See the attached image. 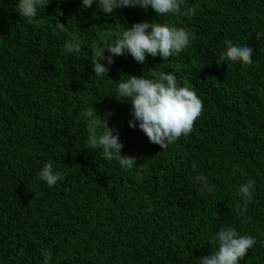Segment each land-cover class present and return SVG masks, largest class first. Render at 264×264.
Instances as JSON below:
<instances>
[{
  "label": "trees",
  "instance_id": "16d2710c",
  "mask_svg": "<svg viewBox=\"0 0 264 264\" xmlns=\"http://www.w3.org/2000/svg\"><path fill=\"white\" fill-rule=\"evenodd\" d=\"M18 2L0 0V264H43L46 251L50 264H198L221 227L256 239L239 264H264V0H185L195 15L158 17L52 0L32 21ZM151 20L195 39L166 61L125 53L97 77L91 45ZM74 36L78 54L64 49ZM228 40L254 48L251 66L217 63ZM150 70L174 74L204 104L192 133L165 150L129 127L131 105L115 98L120 78ZM92 106L119 131L121 155L138 158L131 170L89 148L82 113ZM48 162L64 174L52 188L38 179ZM201 173L214 191L200 190ZM248 181L253 199L240 214Z\"/></svg>",
  "mask_w": 264,
  "mask_h": 264
},
{
  "label": "clouds",
  "instance_id": "9594fccd",
  "mask_svg": "<svg viewBox=\"0 0 264 264\" xmlns=\"http://www.w3.org/2000/svg\"><path fill=\"white\" fill-rule=\"evenodd\" d=\"M52 0H19L17 11L21 17L29 21L34 20L38 10L49 5ZM60 2V0H58ZM185 0H81V8L87 10L95 5L105 15H112L118 8L139 7L145 11L149 7L156 16L195 15L193 8L182 11ZM59 30L64 29V24L58 23ZM107 44L94 42L92 47L91 62L97 77H108L110 66L115 63V57L128 53L132 58L143 64L146 56L161 57L163 61L174 55H179L188 48L195 35L183 27L160 22L140 21L127 26L122 32L114 35ZM262 33H257L259 40ZM226 51L220 56V61L231 63L240 62L244 66L253 64L252 54L254 48L247 45H235L232 41H225ZM64 49L68 53L81 52V41L74 36L65 41ZM102 61L106 63H102ZM152 72L151 78L144 74L128 75L127 80H121L117 88V101L128 102L131 105L132 119L128 121L129 127L137 126L147 136L150 143L157 144L162 149L178 141L182 136L187 137L195 127V122L204 112L202 99L196 91L188 86H180L177 78L172 73ZM89 120L87 144L91 149H102V156L107 161H118L122 169L131 170L137 164V157L121 155L124 147L120 141L117 129L108 126L107 121H102L97 110L92 106L82 113ZM104 131L98 134V129ZM238 167V166H237ZM195 170L196 165L193 163ZM38 179L47 183L52 188L58 181L64 179V174L53 169L51 162L46 163L38 174ZM195 180L201 185V191H214V186L209 188L207 177L202 173L197 174ZM255 181H248L239 188L242 202L238 204L240 214H245L249 203L253 199L252 188ZM250 219V218H249ZM218 247L209 255L199 258L198 264H239L247 255L248 250L256 244L255 237L239 235L235 227H221L214 237ZM43 264H50L51 251L42 253Z\"/></svg>",
  "mask_w": 264,
  "mask_h": 264
}]
</instances>
